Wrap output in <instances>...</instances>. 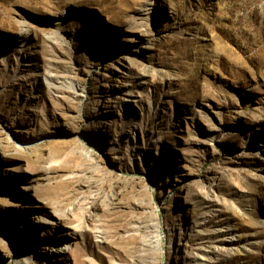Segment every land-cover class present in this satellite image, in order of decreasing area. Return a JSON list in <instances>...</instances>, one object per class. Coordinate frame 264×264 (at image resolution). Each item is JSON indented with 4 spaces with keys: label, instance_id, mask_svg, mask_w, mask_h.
Listing matches in <instances>:
<instances>
[{
    "label": "rangeland",
    "instance_id": "rangeland-1",
    "mask_svg": "<svg viewBox=\"0 0 264 264\" xmlns=\"http://www.w3.org/2000/svg\"><path fill=\"white\" fill-rule=\"evenodd\" d=\"M0 264H264V0H0Z\"/></svg>",
    "mask_w": 264,
    "mask_h": 264
},
{
    "label": "bare ground",
    "instance_id": "bare-ground-1",
    "mask_svg": "<svg viewBox=\"0 0 264 264\" xmlns=\"http://www.w3.org/2000/svg\"><path fill=\"white\" fill-rule=\"evenodd\" d=\"M53 78V77H52ZM56 79V78H55ZM63 171H65L66 173H67V176H70L72 173H73V169H72V167H66V169H64ZM53 187H54V190L57 192V193H61V191H62V185L61 184H54L53 185ZM62 203V201L60 200V198H58V200H57V198L56 199H51V205H53V207L55 206H58V205H60ZM159 241V244H162V246H163V242H161V239H159L158 240ZM158 243V242H157ZM210 247H212L211 249V253H213V252H215L216 251V248L214 247V246H211L210 245ZM239 251V250H238ZM17 253V252H16ZM208 259H210V258H208V256H206L205 257V259L203 260V261H206V260H208ZM200 263V262H199Z\"/></svg>",
    "mask_w": 264,
    "mask_h": 264
}]
</instances>
